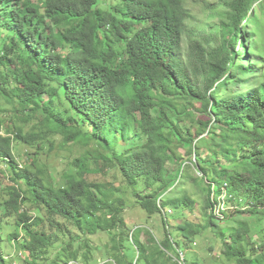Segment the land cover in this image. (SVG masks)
<instances>
[{
  "label": "trees",
  "instance_id": "obj_1",
  "mask_svg": "<svg viewBox=\"0 0 264 264\" xmlns=\"http://www.w3.org/2000/svg\"><path fill=\"white\" fill-rule=\"evenodd\" d=\"M102 1L0 0V159L11 171L0 211L15 215L19 260L92 264L91 238L106 233L104 264H176L174 245L190 264L211 230L227 259L264 264L247 222L217 223L236 203L231 216L248 214L264 236V51L250 40L264 32V0H221L209 16L221 19L216 43L184 0ZM17 143L34 149L26 165ZM74 148L56 177L45 160ZM191 166L206 183V225L176 222L174 235L164 217L161 242L150 231L130 241V198L150 215L195 210L187 192L174 195ZM0 264L13 263L0 251Z\"/></svg>",
  "mask_w": 264,
  "mask_h": 264
},
{
  "label": "rangeland",
  "instance_id": "obj_2",
  "mask_svg": "<svg viewBox=\"0 0 264 264\" xmlns=\"http://www.w3.org/2000/svg\"><path fill=\"white\" fill-rule=\"evenodd\" d=\"M186 2L187 7L191 10L196 22H194L198 26H206L205 34L208 36L207 40H212L216 43V33H219L217 29V25L220 22V18H210V14L214 11H221L224 9V6L221 3V0H184ZM119 0H103L101 8L104 10L110 9L114 4L119 3ZM217 9V10H216ZM261 8L258 13L261 12ZM260 21L264 22V17L261 18ZM256 41L257 48L259 51H264V32L262 34H258V36L251 38L250 40ZM183 43V54L186 53L187 48L189 47V41L187 38H184ZM212 44L211 46H216V44ZM247 43H251V41H247ZM264 63V59H263ZM124 147H121L122 149ZM33 147H23L22 144L17 143V145L13 148V156L16 157L18 162L22 165H26L28 162L27 154L33 153ZM71 153H76L77 155L81 154L80 148H74L72 150H68L65 152H60L58 155H54L51 157H47L45 160L47 165H51L49 168L52 173L59 178V174L69 169L70 162L73 161ZM181 155H184L183 151H180ZM201 155H210L207 149H202L200 151ZM212 156V155H211ZM11 176V171L8 168V165L5 164L4 160L0 159V182L2 185H6L9 183V177ZM197 179L199 183L189 181L187 178ZM202 175L198 174L196 169L191 166V168H187L183 177V186H179L174 192L176 196L181 197L185 192H187L195 201L196 207L194 211L190 209H182L180 210V214L178 215L179 210L174 209L171 206L167 207L169 210V221L170 224H174L173 234H177V226L181 223L188 222L197 227L206 225V217L202 212L204 211V206L206 205L207 194L205 192L206 183L202 180ZM173 192V193H174ZM214 198V203H216V191L212 194V199ZM135 198L128 199V204L130 207H127L124 211V219L128 226L130 233V241L132 238L133 232L137 234L139 231H143L140 235L141 241H146L147 235L145 232L150 231L155 240L159 243L164 239V223L163 218L165 217L163 213H156L154 215L148 214L144 209L140 206H137L135 203ZM243 209L242 206L235 204L229 205V210L223 215L222 220L217 221L218 225L222 228L227 227H235L236 224L233 221L244 220L248 223V227L250 230V238H253V243L256 245H260V242L264 239L263 233L258 232V230L254 229V221L255 219L250 217L248 214L243 215H235L231 216V212L234 209ZM29 216L35 215V210L32 205H28ZM243 211V210H242ZM216 213H220L219 209ZM39 215V214H38ZM37 216V214H36ZM15 215L11 214L8 217H4L3 212L0 211V251L4 254L7 260L13 264H22L19 260L22 257V252H20L16 244H14L12 235L16 232V224H15ZM178 219V220H176ZM178 222V224L176 223ZM75 231V229H71ZM175 232V233H174ZM23 233V232H20ZM217 235L213 233L211 230L204 231L197 240H195V244L191 247L190 252H186L188 254V260L190 264H236L235 260H229L225 256L221 254L222 245L220 240L216 237ZM109 243V236L104 234H99L91 238V245L95 248V252L93 255V263L92 264H104L105 260H108V256L106 255V247L104 245ZM126 246L129 247V242L126 241ZM182 248V247H181ZM105 250V251H104ZM130 254H133L134 251L128 250ZM182 251V250H181ZM80 264H85L82 261Z\"/></svg>",
  "mask_w": 264,
  "mask_h": 264
},
{
  "label": "built area",
  "instance_id": "obj_3",
  "mask_svg": "<svg viewBox=\"0 0 264 264\" xmlns=\"http://www.w3.org/2000/svg\"><path fill=\"white\" fill-rule=\"evenodd\" d=\"M227 196H228V190H227L226 187H224L222 193L219 196H216V198H217L216 199V202L220 201L221 199H225ZM158 204H159V206H163V200H162V198H160L158 200ZM169 210H171V209H163V213H164L163 215L165 216V218H168ZM221 210H225L224 205H222V207L219 208V212ZM220 214H221V212H220ZM168 227L171 228V225H168ZM171 242L174 244L172 237H171ZM174 247H175L176 253H178V256L170 255L172 257L173 261L176 264H186V257H185V255L175 245H174ZM71 264H80V263L79 262H73Z\"/></svg>",
  "mask_w": 264,
  "mask_h": 264
},
{
  "label": "clouds",
  "instance_id": "obj_4",
  "mask_svg": "<svg viewBox=\"0 0 264 264\" xmlns=\"http://www.w3.org/2000/svg\"><path fill=\"white\" fill-rule=\"evenodd\" d=\"M172 226L174 227V224H172L171 227H172Z\"/></svg>",
  "mask_w": 264,
  "mask_h": 264
}]
</instances>
